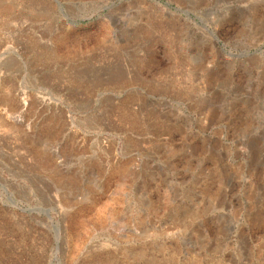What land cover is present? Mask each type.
<instances>
[{
	"label": "rangeland",
	"instance_id": "rangeland-1",
	"mask_svg": "<svg viewBox=\"0 0 264 264\" xmlns=\"http://www.w3.org/2000/svg\"><path fill=\"white\" fill-rule=\"evenodd\" d=\"M150 1L0 0V40L11 42L0 59V94L13 84L34 96L51 93L55 108L72 116L78 134L89 142L70 161L78 175L68 188L78 196L62 214L57 204H47L41 196L47 188L64 189H56L46 177L49 171L39 168L38 152L16 128L0 127V198L10 193L18 204L11 210L31 223L16 229L1 218L0 209V264H40L42 241L49 243L51 257L59 225L62 237L70 228L74 241H80L76 248L70 241L69 257L65 248L58 253L66 264H81L89 255L90 264L110 257L116 264H264V199L254 193L264 173V147L254 142L260 140L255 131L264 124V0H157L155 9L164 20L189 11L197 27L216 31L221 55L217 63H210V57L206 63L215 68L209 85L204 74L198 75L199 85L193 81V71L203 64L199 48L184 65L167 36L154 42L146 56L140 52V41L150 31ZM27 36L38 43L21 50L19 40ZM133 47L139 53L127 59L140 66L141 79L104 84L101 73L114 66V56L130 54ZM88 67L93 84L71 82ZM56 74L59 79L49 80L46 91L39 89L41 76L54 79ZM232 80L233 86L241 83L229 92L241 117H211L201 110L204 96L226 92ZM72 90L80 93L79 102L66 99ZM162 101L174 107L185 103L180 106L184 120H165L168 105ZM152 107L148 128L141 117ZM104 113L110 115L111 126L102 119ZM218 135L221 143H215ZM190 147L196 150L193 155ZM90 159L93 165L84 166ZM215 165L228 172L220 196ZM205 186L210 199L220 200L217 207L204 198ZM33 207L48 208L54 225L42 210H21ZM14 240L21 246L9 253Z\"/></svg>",
	"mask_w": 264,
	"mask_h": 264
},
{
	"label": "bare ground",
	"instance_id": "bare-ground-1",
	"mask_svg": "<svg viewBox=\"0 0 264 264\" xmlns=\"http://www.w3.org/2000/svg\"><path fill=\"white\" fill-rule=\"evenodd\" d=\"M150 5L153 8V11L151 13H149L148 16H146L147 20H148V24H150V28H148V30H150V31L147 32V38L145 37V39H147V40H145L143 37L142 39L145 41H142V40L140 41V46L142 48L140 50V52L143 54V56L144 55L146 56L147 55V49L149 47H151L154 42L160 40L161 38H165L164 36H167V37H169V39L174 44L173 45L175 47L173 50L174 56L176 57V59H181V61L183 60V65H184L185 64L184 62H188L189 56L191 55V52L194 49L199 48L201 51L198 49V52H200L201 56L203 57V62H201L203 64L199 65L200 64L199 63L198 68H196L193 71V73H192V77H194L193 81H194V83L199 85L201 83L200 82L201 80H200L198 75L204 74V77L207 78V85H209L211 82V77H212V74H213L215 68H214V65L209 67L206 63L208 62L209 57L211 59L210 63L211 62L213 64L217 63L218 57H219V55H221V51L216 47V44H215V41L217 40V37L215 35L216 31L208 29L207 27L206 28L197 27L196 24L193 22L194 20L192 19L189 11L185 12V14H186L185 17L177 14V15H173L172 17H170V16L166 17V20H164L162 18V16L159 14L158 10L155 9L157 7V5H159V2L157 0H151ZM44 14L45 13H43V15ZM162 25H164V26H162ZM48 34L50 36L53 35L50 32ZM46 37H47V34L43 32L42 38H46ZM36 39L35 38L34 39L29 38L28 36L25 38H21V40H19V48L21 47V50H22V49H25L28 45L38 43V40H36ZM29 40H30V42H29ZM203 46H207L211 52L210 53L204 52V49L202 48ZM10 48H11V42H9L8 39L7 40L6 39L0 40V59L3 56H5L6 54H8V51ZM181 48H182V50H180ZM138 53H139V51L135 47H133V50L130 54L127 53L126 55H123V54L117 53V55L114 56V63H113L114 66H112L110 69H107V71H104L101 73V76L104 77V84L121 83V82H123L122 80H124L125 78H128L130 80L141 79V77L139 76L140 66L138 64H132L130 62V60L127 59V56L136 57V55ZM186 58H187V60H186ZM204 64L207 65L205 68H203ZM244 72H247V68ZM59 75H57V74L55 76L53 75L54 79L46 78L45 76H41V78H40V80H41L40 85L41 86L39 89L46 91L45 86H48V84H50L49 80H53V81L55 79L58 80ZM73 77L74 78L71 77V82H73V83H80V82L82 83V81H83V82L89 83V84L92 82V84H93V71L89 67L81 70L78 75H75ZM72 79H73V81H72ZM40 80H38V82ZM100 80H101V78H98L99 82H100ZM59 82H60V80H59ZM102 82L103 81H101V83ZM58 84L60 86L62 85L60 83H58ZM170 84H172V83H169V85ZM49 87L53 91H56V92L61 91L55 85L54 86L52 85V87L50 85ZM61 87H63V86H61ZM239 87H241V83L237 82L236 85L233 86V80H232L231 87L226 92L219 91V89H220L219 88L218 89L219 92L216 93V95H217L216 97L214 95L204 96V98H202L201 102H200L201 110L207 109V111H208L207 113H209V115L211 117L216 116L217 114H222V113L228 114V117L230 119H233L235 117H239L240 111H237L236 109H234L233 104H232V103H234V100H235L233 97L234 95L231 96L229 94L230 91H233V93H234V91L237 90ZM247 92L249 93V91H247ZM49 94L51 95V93H48V94L47 93H39V94L34 96L31 94V91H27L22 85L17 84L15 86L13 84L11 86V89L7 93H4L3 95L0 94V127L1 126H4V127L9 126L11 129L16 128V130H18V132H20L23 135V137L25 138V141H28L30 147L33 150H36L38 152V154L40 156V162H41V164L39 165L40 166L39 168H43L44 170L46 168V170L49 171L48 176H46V177L48 178V180L50 181L51 184L54 183V186L56 189H62V188L64 189L62 192H56V191L53 192L50 188H47L46 193L43 191L41 192V196H43L46 199L45 202L47 204H51V205L57 204V206H56L57 209L60 208V211L62 212V214L63 213L66 214L65 210H63V209L64 208L66 209L65 206H68L69 203L70 204L73 203L74 200H76L77 196H78L76 193H74L73 188L72 189L68 188L69 184L72 183L73 181H75V179L78 175V172L76 171V169L74 168V166L72 165V163L70 161L75 156L82 153L88 147L89 142H88L87 138H84L83 135L78 134L79 127H76L74 125L76 120L72 116H69V115L67 116L65 111H63L62 109L55 108L56 107L55 103H57V101L56 100L52 101L53 99L50 96H48ZM243 94H245V93H243ZM66 95H67L66 99H69L73 102H79L80 101L79 100V98L81 96L80 93H78V92L75 93L74 90L70 91ZM152 101H153L152 98L150 96H148V98L146 99V103H148V106H151ZM162 102H163V104H161V105H168L165 108L166 110L164 112L166 114L163 115L165 120L167 118L172 119V120L174 119L176 121L177 120L178 121L184 120V117H185L183 115L184 111L181 110L180 106L185 105V103H181V102L177 103V106L174 107L168 101H162ZM154 108L155 107L148 109L146 111V113H143V114L141 113L142 114L141 119H142V121L146 122L148 128L150 127L151 122L146 121V116L153 114ZM54 110H56V111H54ZM109 116L110 115L105 114V113L102 115V119L107 122V126H108V123H109V126H111ZM147 119L151 120L152 117H148ZM105 127H106V125H105ZM106 128H108V127H106ZM255 133L257 134V137L260 138V140L257 138L254 139L256 146L260 145L261 147H264V124H263V130L262 131L256 130ZM47 134H49L51 136V138L47 139L46 138ZM18 138H20V137H18ZM220 138H221V136H219L216 139L215 143H221ZM222 145L220 144V150L218 149L220 152L224 151V147ZM211 146L212 145H210V147ZM195 151L196 150L194 148L190 147L189 152L191 155H193V153ZM218 155H220V154H217V156ZM209 156H211V155H209ZM212 158H214V157H212ZM211 162L215 163L216 161L212 159ZM261 163L263 164L264 160H262ZM92 165H93V159H90L89 163H84V166H86V167H91ZM218 167H219L218 165H215V167H214L215 170L214 169L213 170L217 173V177H218V180H217L218 194H217V196H220L221 194H223L225 192V188L223 185L224 184L223 178L224 177L227 178L226 174H228V172L223 166L220 169H218ZM209 173L210 172H208L207 174H209ZM260 179H261V181H260L261 186L260 187L257 186L256 188H258V189L255 188V190H257V191L254 193H256V196L257 195L260 196L261 199L263 200L264 199V173ZM209 192H210L209 187L205 186L204 193L203 192L202 193L205 195L204 198H206L207 200L210 199V197H208ZM9 194L7 196H5L4 198L3 197L0 198V209L2 210L4 208V210H2L4 212V214L2 213L1 218L6 223H8V224L11 223L13 225V227H15L16 229H21L22 227L25 228L27 226H30L31 223L29 222V220L27 218H25L22 215H18L16 212L11 210V207H18V204L14 200L13 196L9 195ZM217 196H215L214 199H212V198L210 199L211 202H216L215 203L216 207L221 203ZM222 198H223V196H222ZM5 199H6V201H5ZM83 200H87V199L83 198ZM36 208L37 207H35V208L33 207V209L21 208V210L23 213H25L28 210H30V211H33V210L41 211L42 210L43 212H45L47 214L48 219L51 220V224H53L54 220H53V217L50 215V211L48 210V208H44V207H40L38 209H36ZM199 210H200V207L198 208V211ZM183 212H184V215H186L185 211H183ZM19 216H21L22 218H20ZM226 219H228V218L226 217ZM41 221H47V220L42 218ZM218 223L221 225L220 221H218ZM8 224L6 227H4L6 230L8 229ZM61 226L60 225L55 226L56 227V235L54 236V240H55L56 244L54 245L55 247H53V249L51 248L52 252H53V255L51 257L48 255V252H47L49 250V246H48L49 243H47L46 241H42L41 251H40V255H39L40 264H42V262H44L45 264H50L51 262L55 264L57 260H58V264H66V259H64V257H63V259H60L58 257V253H60L61 250L65 248L66 251H65L64 255L69 257V255H70L69 248L70 247L68 248V246H70L72 244V247L76 248L78 243H80L78 237H76L75 241H74V238L71 237L70 228H69V231H67L66 236L62 237ZM6 233H9V232L7 231ZM11 233L12 232H10V234ZM218 233H216L214 236L218 235ZM1 235H2V233H1ZM206 235H202L204 237V239H207L209 237L208 234H206ZM5 236H6V234H5ZM64 239L66 240V242ZM71 240H73V242H71V244H70ZM16 242L17 241L14 240V241H12L13 244L9 245V248L12 247V249H13V250L10 249L9 253L15 252L16 249L17 248L19 249V246H21V245L17 244ZM64 242H65V244H64ZM66 243H68V244H66ZM16 244H17V246H15ZM209 244H210V242H209ZM110 254H112V253H110ZM92 256L93 255H89V257H87V258H83L84 261H83V263L81 262V264H90L91 263L90 258H92ZM119 256H121V255H119ZM101 264H116V260H115V258L110 257V259H108L107 262L101 263ZM158 264H159V262H158Z\"/></svg>",
	"mask_w": 264,
	"mask_h": 264
}]
</instances>
